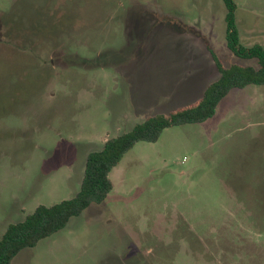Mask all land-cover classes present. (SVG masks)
<instances>
[{"label":"rangeland","instance_id":"rangeland-1","mask_svg":"<svg viewBox=\"0 0 264 264\" xmlns=\"http://www.w3.org/2000/svg\"><path fill=\"white\" fill-rule=\"evenodd\" d=\"M233 1L240 43L264 48V0ZM225 14L222 0H0V237L74 197L107 139L198 101L213 55L256 67L227 50ZM109 179L104 202L10 264H264V85L136 143Z\"/></svg>","mask_w":264,"mask_h":264},{"label":"trees","instance_id":"trees-1","mask_svg":"<svg viewBox=\"0 0 264 264\" xmlns=\"http://www.w3.org/2000/svg\"><path fill=\"white\" fill-rule=\"evenodd\" d=\"M222 1L226 9L227 50L243 61L255 60L257 66L232 64L225 67L213 55L219 76L204 90L198 101L166 115L148 117L128 132L107 139L100 150L89 153L85 160L80 188L74 197L50 207L40 205L22 221L6 227L0 237V264H10L23 249L34 247L42 239L62 230L71 218L79 216L91 204L104 202L113 189L109 179L111 170L136 143H154L167 128L206 121L214 116L218 104L232 89H243L249 85H264V48L260 45L244 47L240 43L235 24L237 6L233 0ZM45 43L44 40L40 44L41 48H44Z\"/></svg>","mask_w":264,"mask_h":264}]
</instances>
